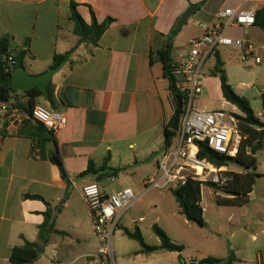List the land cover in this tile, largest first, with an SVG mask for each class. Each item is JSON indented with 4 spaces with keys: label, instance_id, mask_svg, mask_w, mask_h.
<instances>
[{
    "label": "crops",
    "instance_id": "crops-1",
    "mask_svg": "<svg viewBox=\"0 0 264 264\" xmlns=\"http://www.w3.org/2000/svg\"><path fill=\"white\" fill-rule=\"evenodd\" d=\"M73 1L88 25L92 24L93 16L98 23L110 20L98 45L79 44V37L74 33L71 0H0V40L10 38L11 56L26 52L24 68L29 74H43L53 68L56 55L69 54L67 63L51 80L53 95L59 104L57 112L66 116L67 124L54 133L55 140L47 143L48 153L56 151L61 155L67 178L54 163L37 157L34 151L32 135L39 123L25 110L28 98L24 91L13 93L10 103L0 104V264H13L11 255L15 247L40 241L39 227L45 221L47 203L53 209L61 208L54 213V228L60 233L50 234L45 252L33 264H93L92 255L99 244L82 189L86 184L97 183L103 193L110 194L96 176L79 175L90 163L96 168L104 166L106 159L108 175L105 178L110 182L130 173L141 175L144 185L150 171L157 170V162L166 148L164 130L175 115V99L158 52L168 45L179 19L194 9L181 31L172 38L176 66L188 55L190 40L224 24L225 18L219 16L221 11L242 6L256 14L264 6V0ZM198 5L199 9H195ZM183 34H189L184 44L180 42ZM226 35L253 43L263 64L264 28L256 24L250 28L232 26ZM218 50L224 69L240 61L237 49L220 47ZM210 61L205 69L202 95L213 101L198 102L196 107L224 110L232 106L239 110L223 97L219 77L208 73V67L211 70L215 64L214 58ZM249 86L241 84L243 88ZM259 94L263 97L264 88ZM37 102L52 110L44 97ZM255 115L264 123L263 111ZM257 130L264 131V128ZM257 173L260 178L264 175ZM143 189L138 188V195L142 196L135 205L151 192ZM255 191L253 188L249 195L250 210L243 217L249 220L245 222L249 233L252 231L248 224L259 226L251 234L258 239V234L264 235V190L258 198ZM213 194L216 200L215 191ZM26 195L42 199L25 198ZM201 203L205 208V222L209 223L203 195ZM144 220L145 216L139 218V222ZM230 245L226 257L183 259L187 264H199L208 257L227 258L232 253L233 264L249 260L240 255L243 250L236 249L232 242ZM252 261L264 264V253H257Z\"/></svg>",
    "mask_w": 264,
    "mask_h": 264
},
{
    "label": "built area",
    "instance_id": "built-area-1",
    "mask_svg": "<svg viewBox=\"0 0 264 264\" xmlns=\"http://www.w3.org/2000/svg\"><path fill=\"white\" fill-rule=\"evenodd\" d=\"M219 16L225 18L224 24L199 38L190 40L188 55L173 71L176 89L183 96V113L177 131L178 144L173 149L172 146H168L162 152L157 162L159 175L150 176L145 180L144 192L152 189H177L192 180L222 187L231 180L227 166H217L206 157H199L200 144H207L219 155L235 158L244 139L239 120L222 109L200 110L196 107L195 99L203 93L206 63L214 48L237 49L240 52V62L251 70L262 64V58L253 43L226 35V30L232 26L241 28L254 26L255 11L240 6L221 11ZM31 117L53 133L67 124L64 114L39 104L33 108ZM82 193L99 244L97 252L92 257L99 259L102 264H115L114 233L121 218L142 195L136 194L131 188H124L107 195L97 183L86 184ZM200 206L205 211L202 203Z\"/></svg>",
    "mask_w": 264,
    "mask_h": 264
},
{
    "label": "trees",
    "instance_id": "trees-1",
    "mask_svg": "<svg viewBox=\"0 0 264 264\" xmlns=\"http://www.w3.org/2000/svg\"><path fill=\"white\" fill-rule=\"evenodd\" d=\"M200 5L195 6V9H199ZM72 19L75 22L74 33L79 37V44L89 42L93 45H98L100 38L107 30L110 24V20L103 23H98L95 16H93L92 24L88 25L77 11V4L71 0L70 4ZM257 26L264 28V6L256 12V23ZM177 32H173L169 37L168 45L158 52L159 59L164 66V75L168 79L170 87L176 88V78L173 71L177 68L172 58L173 42L172 38ZM10 43L9 37H4L0 40V104H8L13 99V93L17 91L12 89V76L13 74L25 66L24 58L25 51L18 52L14 55H10ZM219 48H214L206 63L211 58L215 59V64L210 70V74L219 77L221 81V89L223 97L229 103L235 105L244 116H238V119L243 122L240 125L241 132L244 135L243 142L241 144L238 155L235 158L226 157L219 155L215 151L211 150L207 144H200L199 157H206L209 161L217 166H229L235 165L243 169L244 172L234 173L230 172L228 175L231 177L225 185L217 187L212 185V188L216 193V201L220 206L228 207H242L248 205L249 195L253 191V188L260 178V174L256 172L258 166V160L256 158V152L262 147L264 131L257 130V128H264V123L255 115L250 102L246 97H243L235 92L233 87L228 81L226 71L224 69V61L219 53ZM65 56L54 57V66L59 65ZM48 92L50 95V106L52 110H58L59 104L57 103L53 89L51 87V81L48 83ZM28 98L27 106L25 110L31 114L33 108L38 105V99L44 97L42 92L37 89H31L24 91ZM178 93L181 97L182 94ZM263 100V115H264V95ZM177 111V104L175 101V112ZM164 130L165 134V145L170 146L173 138L177 135L172 129V122ZM34 143V151L37 153V157L50 160L60 170L61 174L67 178V173L64 168V163L61 155L54 152H47V143L55 140L54 133L45 128L42 124H37L36 132L32 135ZM107 159L104 166L96 168L93 163H90L88 169L81 173L80 177L96 176L98 180L108 175L107 173ZM114 174H117V170H114ZM202 185L199 181H189L187 185L177 189H171L174 197L181 207L182 214L190 222H193L201 227L206 226L204 219V211L200 204L202 201ZM25 198L31 199H42L40 196L26 195ZM48 209L44 213L45 221L39 227V242L30 243L26 242L22 247H15L11 255V262L13 264H33L38 260L45 252V248L48 244V238L52 233H60L54 228V218L57 211H60V207L53 209L49 203H47ZM154 232L159 237L161 245L158 248L165 249L167 251L181 253L183 246L178 245L172 241V239L162 230L158 225L153 226ZM125 234L136 241H138L145 250L151 252L155 251L157 247L149 246L145 243L144 237L141 230L136 227L134 230L124 228ZM181 263L187 264L181 257ZM234 256L231 253L227 258H213L208 257L199 262V264H233Z\"/></svg>",
    "mask_w": 264,
    "mask_h": 264
},
{
    "label": "rangeland",
    "instance_id": "rangeland-1",
    "mask_svg": "<svg viewBox=\"0 0 264 264\" xmlns=\"http://www.w3.org/2000/svg\"><path fill=\"white\" fill-rule=\"evenodd\" d=\"M185 31L184 34H186ZM181 37L182 44L189 36ZM192 34V33H190ZM180 50H183L181 48ZM213 64V60L210 61ZM229 74L231 84L243 95L248 97L250 105L255 114L263 111V101L259 92L264 88V61L262 65L255 69H248L240 61L230 63L225 67ZM208 73L210 68L208 67ZM242 83L251 84L249 87H241ZM203 94V93H202ZM196 97V103L208 104L213 101L206 95ZM199 100V101H198ZM226 113L232 114L236 120L238 116H244L235 110L232 106L224 109ZM243 124L239 120V125ZM178 144V136L176 135L170 146L172 149ZM264 144V143H263ZM258 158V171L264 173V146L256 152ZM229 172L240 173L243 169L235 165L227 166ZM159 173L153 168L150 171V176L156 177ZM141 175H126L115 178L112 182L108 178H102L99 183L103 189L109 194H113L118 189L133 188L138 194V188H145ZM255 197L258 198L264 190V175L257 179L254 186ZM144 190V189H143ZM215 190L212 185H202V195L205 205L208 207L205 216L209 219L206 226L201 227L193 222H190L180 212L181 207L178 205L171 189H152L151 192L145 195L143 202H139L131 208L120 220L113 237V252L115 264H181V257L185 258H202L208 255L215 257H226L228 255L229 245L232 242L233 246L238 250H243L241 256L249 258L242 264H256L252 261L257 253H264V235L258 234V239H254L251 234L259 229L255 223H250L247 227L252 231L246 230L245 222L248 218H244L246 212L250 210L249 203L240 207L219 206L213 194ZM255 210V206L252 207ZM145 216V220L139 222V218ZM158 225L172 241L183 246L181 253L167 251L158 248L161 245L159 237L154 232L153 226ZM138 226L144 237L145 243L157 249L150 253L136 240L129 238L124 228L134 230ZM246 230V231H244ZM234 233V238H231ZM231 246V245H230ZM93 264H102L99 259H94ZM184 264V263H182Z\"/></svg>",
    "mask_w": 264,
    "mask_h": 264
},
{
    "label": "water",
    "instance_id": "water-1",
    "mask_svg": "<svg viewBox=\"0 0 264 264\" xmlns=\"http://www.w3.org/2000/svg\"><path fill=\"white\" fill-rule=\"evenodd\" d=\"M193 11L194 9H190L181 16L176 27V32L181 31L183 25L190 18ZM68 59L69 54L65 56L59 65L40 75L29 74L24 67L20 68L12 76V89L15 91H28L37 88L42 92L44 98L49 101L50 95L48 92V83L52 80L55 74L64 67ZM171 92L177 104V111L175 112L174 120L172 122V129L177 132L179 130L180 119L183 113V100L175 87H171Z\"/></svg>",
    "mask_w": 264,
    "mask_h": 264
}]
</instances>
